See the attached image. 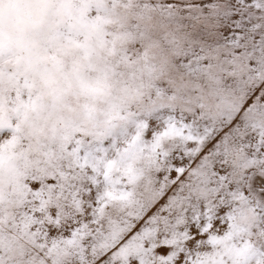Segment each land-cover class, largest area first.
Wrapping results in <instances>:
<instances>
[{
    "label": "snow or ice",
    "instance_id": "snow-or-ice-1",
    "mask_svg": "<svg viewBox=\"0 0 264 264\" xmlns=\"http://www.w3.org/2000/svg\"><path fill=\"white\" fill-rule=\"evenodd\" d=\"M0 264H264V0H0Z\"/></svg>",
    "mask_w": 264,
    "mask_h": 264
}]
</instances>
